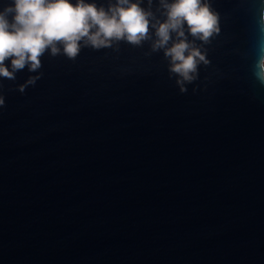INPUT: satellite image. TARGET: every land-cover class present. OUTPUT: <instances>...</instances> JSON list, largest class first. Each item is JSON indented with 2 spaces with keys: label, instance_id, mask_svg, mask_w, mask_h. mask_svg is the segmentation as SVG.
I'll list each match as a JSON object with an SVG mask.
<instances>
[{
  "label": "water",
  "instance_id": "water-1",
  "mask_svg": "<svg viewBox=\"0 0 264 264\" xmlns=\"http://www.w3.org/2000/svg\"><path fill=\"white\" fill-rule=\"evenodd\" d=\"M130 2L152 13L139 45L0 77V264H264V0H202L220 31L184 25L208 61L184 92L153 50L162 0Z\"/></svg>",
  "mask_w": 264,
  "mask_h": 264
},
{
  "label": "clouds",
  "instance_id": "clouds-1",
  "mask_svg": "<svg viewBox=\"0 0 264 264\" xmlns=\"http://www.w3.org/2000/svg\"><path fill=\"white\" fill-rule=\"evenodd\" d=\"M162 6L167 19L158 27L152 25L157 37L153 50L164 49L170 72L178 77L177 84L184 92V85L198 78L199 65L208 63L206 54L187 41L184 25L194 38L207 44L220 31L219 14L202 0H173L170 4L162 0ZM151 16V12L130 0H116L107 10L85 0H13L12 5L0 11V77L15 80L16 73L25 67L38 73L40 58L46 52L53 57L62 52L74 60L82 42L97 50L125 39L139 45L148 38ZM172 33H176L177 42L166 47ZM5 61H10V67ZM252 74L264 87V55L256 57ZM40 78L30 76L17 90L23 93ZM5 105L6 98L0 93V108Z\"/></svg>",
  "mask_w": 264,
  "mask_h": 264
}]
</instances>
